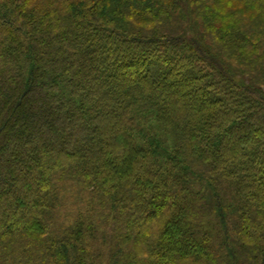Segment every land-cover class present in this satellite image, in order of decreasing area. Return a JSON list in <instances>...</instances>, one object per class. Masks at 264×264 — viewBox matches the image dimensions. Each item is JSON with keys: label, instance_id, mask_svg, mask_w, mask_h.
Here are the masks:
<instances>
[{"label": "trees", "instance_id": "obj_1", "mask_svg": "<svg viewBox=\"0 0 264 264\" xmlns=\"http://www.w3.org/2000/svg\"><path fill=\"white\" fill-rule=\"evenodd\" d=\"M0 264H264V0H0Z\"/></svg>", "mask_w": 264, "mask_h": 264}]
</instances>
